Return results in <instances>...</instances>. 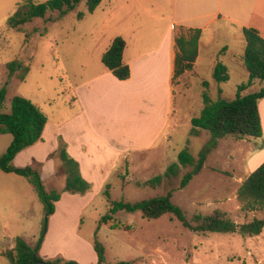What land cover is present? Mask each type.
<instances>
[{
  "label": "rangeland",
  "instance_id": "obj_1",
  "mask_svg": "<svg viewBox=\"0 0 264 264\" xmlns=\"http://www.w3.org/2000/svg\"><path fill=\"white\" fill-rule=\"evenodd\" d=\"M19 1L0 0V31L5 40L0 41V88L8 81V64L15 59L28 65L29 72L23 82L10 80L0 113L8 114L12 98L22 97L36 106L51 126L78 116L76 104L70 102L71 89L95 66L102 65L99 54L104 42L110 45L116 36L129 40L133 32L137 39L155 41L169 25H173L175 33L180 32V27H188L202 29L203 34L196 69L174 81L176 128L166 149L120 160L106 183H88L84 193H71L78 198L62 201L59 212L47 221L27 180L0 171V264H9L5 254L13 250L17 238L31 247L39 245L38 253L45 261L96 264L93 246L98 241L104 248L102 264H264V229L252 237L200 234L185 229L168 214L147 220L139 212L123 211L99 225L112 201L135 203L168 193L188 220L216 210L236 224L264 218V211L243 210L237 198L239 186L250 174L246 159L263 148L262 140L226 137L209 143L207 132L190 133L189 121L203 107V94L212 101L231 99L237 87L248 79L238 59L246 22L238 0H221L220 15L214 13L215 5L207 6V0H102L92 14L85 3H80L66 14L49 12L16 31L7 28V21ZM217 62L227 67L228 82L217 83L212 78ZM263 86L255 81L242 94L257 92ZM11 142L10 134H0V156ZM65 147L60 140L57 150L47 158L54 164L55 175L48 171L42 178L45 190L55 188L60 198L70 194L65 188L63 161L58 156V150ZM182 150L195 160L199 153L205 154L203 169L183 188L180 181L193 167L180 166L176 177L166 176L168 167L178 164L177 155ZM12 165L30 166L37 171L39 168L35 162ZM99 175L104 176V170ZM156 176H162V180L148 184Z\"/></svg>",
  "mask_w": 264,
  "mask_h": 264
},
{
  "label": "trees",
  "instance_id": "obj_2",
  "mask_svg": "<svg viewBox=\"0 0 264 264\" xmlns=\"http://www.w3.org/2000/svg\"><path fill=\"white\" fill-rule=\"evenodd\" d=\"M102 0H47L45 2H34V0H20L15 11L9 16L7 28L21 31L23 27L31 24L37 18H44L49 12L66 14L73 10L76 5L85 3L87 12L92 14L100 5ZM81 14L78 17L81 18ZM179 33L174 32V71L171 80L174 89V81L182 78L193 71L198 58V43L202 38L201 29L182 27ZM3 30L0 31V36ZM244 46L238 59L241 66L247 72L248 79L241 83L236 93L231 99L218 98L210 100L206 95H202L203 107L198 114L190 119L191 134L196 135V130L207 132L210 141L219 140L226 137H233L237 140L254 138L261 139L263 129L258 104L264 99V86L257 92L242 94L255 81L264 84V39L257 30L252 28L242 29ZM4 35L0 41L4 40ZM125 49V41L122 37H115L108 49L101 57V63L119 81H125L130 77V69L124 64L122 57ZM8 81L0 88V108H2L7 94V87L11 79L23 82L29 72L28 65L15 59L7 66ZM212 78L217 83L228 82L230 76L227 67L221 62H217L213 67ZM175 93V90H174ZM173 93V97H174ZM74 100L71 96L70 102ZM174 105V99H173ZM173 111V117H174ZM47 117L29 100L22 97H13L10 102V112L0 113V134H10L12 142L6 152L0 156V171L7 174H15L23 177L33 187L40 203L43 206L45 221L55 212V204L60 200L57 191L47 192L43 186L40 174L30 166L24 168L14 167V158L24 149L33 146L41 140L42 132L46 126ZM58 156L63 161L67 182L65 188L69 193H84L88 188V183L84 181L78 173V164L64 149L58 150ZM178 164L168 167L166 176L176 177L181 167L191 166L193 169L186 173L181 181L180 187L186 184L204 167L205 154L199 153L198 159L187 151L182 150L177 155ZM162 176H156L150 183H158ZM237 198L243 203V210L246 212L264 211V162L251 172L241 183L237 190ZM171 194L165 196L142 200L135 203L124 201H112L109 206V213L100 220V224L111 219L112 215L119 212L141 213L147 220H154L163 215L173 216L185 229L200 233L216 234H239L241 236H258L264 229V218L253 219L244 224H236L229 219L225 213L214 211L208 216L195 215L192 220H188L184 211L171 202ZM97 262H104V248L98 242L93 246ZM39 245L29 246L22 239L15 240L13 250L6 252L9 264H78L75 261H45L39 253Z\"/></svg>",
  "mask_w": 264,
  "mask_h": 264
},
{
  "label": "crops",
  "instance_id": "obj_3",
  "mask_svg": "<svg viewBox=\"0 0 264 264\" xmlns=\"http://www.w3.org/2000/svg\"><path fill=\"white\" fill-rule=\"evenodd\" d=\"M220 1L207 0V6H216L214 13L217 15H220ZM238 7L245 13L244 28L257 30L264 39V0H238ZM133 35L129 40L124 38L122 57L130 69L129 79L119 81L103 65L95 66L91 74L80 78L71 89L74 96L71 103L76 104L78 116L59 126H51L47 121L41 140L21 151L13 164L19 167L34 162L39 164L41 180L48 171L55 175L54 164L47 158L57 150L58 142L62 140L66 153L78 164L80 177L97 186L108 181L120 160L155 149H166L176 128L171 84L175 56L174 27L167 26L155 41L146 37L137 39L135 32ZM108 47V41L104 42L99 55L102 56ZM258 109L263 148L247 157L249 173L264 162V99L260 100ZM102 170L104 176L99 175ZM53 191L57 190L53 188ZM76 198L77 195L71 193L66 197L62 195L49 219L59 212L62 201L72 202Z\"/></svg>",
  "mask_w": 264,
  "mask_h": 264
}]
</instances>
